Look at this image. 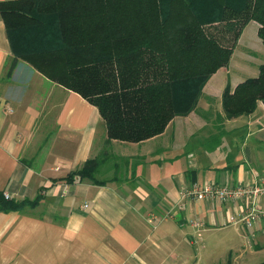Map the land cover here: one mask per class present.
<instances>
[{"label": "crops", "instance_id": "1", "mask_svg": "<svg viewBox=\"0 0 264 264\" xmlns=\"http://www.w3.org/2000/svg\"><path fill=\"white\" fill-rule=\"evenodd\" d=\"M255 23L246 24L236 48L246 42L245 29L252 30ZM234 52L228 65L208 78L198 98L196 107L208 114L176 115L161 134L138 143H106V127L97 107L18 56L0 16V191L16 200L36 199L23 210L0 211V264H255L264 260V220L250 228L230 221L231 216L245 213L247 199L236 203L179 200L183 185L234 186L264 178L261 102L244 119L239 137L230 140V149L221 151L219 165L194 163L196 153L211 155L204 151L210 146L208 136L217 133L219 125L226 134V123L234 121L216 120L217 113L223 114L216 93L227 83L233 89L243 78L258 73V65L252 62L247 70L230 74ZM218 77L225 79L220 82ZM252 115L258 118L252 120ZM193 124L207 131L189 132ZM181 127L188 128L187 135H182ZM194 135L199 136V148L195 143L193 153L176 147L179 136L193 139ZM174 147L176 153L171 152ZM104 151L124 160L117 178L103 184L89 178L65 181L70 171ZM185 155L191 160H183ZM166 164L171 165L168 171ZM176 164L184 167L172 168ZM109 172L114 173V168ZM257 203L264 210V194ZM246 240L251 248H243Z\"/></svg>", "mask_w": 264, "mask_h": 264}, {"label": "trees", "instance_id": "2", "mask_svg": "<svg viewBox=\"0 0 264 264\" xmlns=\"http://www.w3.org/2000/svg\"><path fill=\"white\" fill-rule=\"evenodd\" d=\"M0 16L18 56L97 107L106 143L144 141L192 111L248 22L258 24L264 44V0H4ZM263 98L264 63L256 77L232 90L226 84L216 120L249 115ZM224 132L219 125L210 141ZM115 158L104 151L63 178L103 184L96 174ZM35 200L0 191V211Z\"/></svg>", "mask_w": 264, "mask_h": 264}, {"label": "rangeland", "instance_id": "3", "mask_svg": "<svg viewBox=\"0 0 264 264\" xmlns=\"http://www.w3.org/2000/svg\"><path fill=\"white\" fill-rule=\"evenodd\" d=\"M255 24H254V27H252V30H250V28H251L250 26L247 27V29H245L246 33H245V35H243L242 38L245 39V36H246L248 38V39H246V42L242 41L240 43V45L237 46V48H236V45H235V47H234L235 52L233 53V56L231 57V66L232 67L230 69V74H233L234 72L237 73V72H240V71L247 70L249 68L248 66H250L252 62L258 65V73H259L260 66L264 63V44H263L262 40L260 39V37L257 35V32H256L258 30V24H257L256 27H255ZM250 33L252 34V36H251ZM240 35H239V37H240ZM239 37H238V39H239ZM237 42H238V40H237ZM237 42H236V44H237ZM234 49H233V51H234ZM258 73L255 76L245 77L240 82H243L244 80H246L248 78L256 77L258 75ZM224 79H222L221 77H218L217 81L221 82ZM207 80H206V82H207ZM240 82H238V83H240ZM204 84H203V86L200 89V95L203 92ZM227 84H229V83H227ZM229 86H230V84H229ZM224 88H222V89L224 90ZM230 89L232 90L231 86H230ZM223 90L220 92L219 95H218V93H216L217 97L219 96L220 100L222 98ZM208 98L209 97H207V99ZM209 101H210L211 104L213 102L216 103L215 99H213V98H209ZM259 102H261V101H259ZM196 106H199L198 105V99L196 101ZM195 108L192 111H195L198 114L207 113V112H204V113L200 112L198 110V107H195ZM192 111H190L189 113H187L185 115H181V116H187L188 114L192 113ZM259 112H260V110H256V112H255V114L258 115V117H260L262 115ZM251 117H252V120H255L256 118H258V117H255L254 115H252ZM247 118H248V115L243 114V115H239L237 117H234L232 119L234 121L231 120L232 122L226 123L225 129L228 130V132H226V134H223L224 136L223 135L220 136V138H219L220 140H221V137L223 136L221 143L220 142L218 143V142H215V141L212 142V140L210 141L211 138H210V135H209L208 136L209 139L207 141H208V143H210V146L204 151H206L208 154H211V155L209 157H207V156H200V155H198L196 153L195 156H194V163L195 164H199V165H203L204 163H211V164H214L215 166L219 165L220 161L219 162H216V161L220 159L219 156H220L221 151H224L225 149H230V147H229L230 143H231L230 140L231 139L235 140V138L239 137V135L242 133L243 126L245 124V123H243V121H244V119H247ZM263 120H264V118H263ZM193 125H194L193 128L191 130H189V132H196L197 134L202 132V134H204L207 131L206 129H202V131H200L199 130L200 127L197 128V125H195V124H193ZM180 130H185V131H183L182 135H187L186 131H188V128L181 127ZM168 132H170V127L168 128ZM245 134H246V131L244 132V135ZM198 137L199 136L194 135L193 139L192 138L188 139L187 136H185L184 139H182L179 136L178 139H177L176 147L182 146L183 148H189V151L193 153L196 150V148L197 149L199 148L198 141H197ZM186 142H187V146H185ZM195 143L197 144L196 148H194L195 147L194 146ZM176 147L171 149L172 153H176L178 151V150H175ZM183 154H184V152L181 155H183ZM183 158H185L183 160H191V158H187L186 155L183 156ZM109 161H111L112 163L116 162L118 165L121 166L120 170H122L123 161H124L123 158H122V160H118V159L115 158L114 160L110 159ZM112 163H108V164L100 166V168H99L100 170L98 172L99 175H97V180H99V181H108V180H111L113 178H117V176H116V175H118L117 173H113V172L107 173L108 169H113V168H111L112 167ZM178 165L177 164L173 165L172 168L177 167ZM183 165H184V163H183ZM164 166L167 169V171L169 170V168H171L170 167L171 165H168V164H166ZM180 167H184V166L180 165L177 168H180ZM148 168H150V167H146L145 172L146 173L148 172L150 174L152 171H151V169H148ZM104 173H106V174H104ZM206 183H209V182H206ZM206 183H203V184H206ZM203 184H201V185H203ZM212 242H214V240H212ZM250 245H251V242H249V240L248 241L246 240V244H245V246L243 248L244 249H245V247L246 248L247 247L251 248ZM223 249H221V250H223ZM209 254H211V256H212L213 254H215V252H209Z\"/></svg>", "mask_w": 264, "mask_h": 264}, {"label": "built area", "instance_id": "4", "mask_svg": "<svg viewBox=\"0 0 264 264\" xmlns=\"http://www.w3.org/2000/svg\"><path fill=\"white\" fill-rule=\"evenodd\" d=\"M264 194V178L257 177L250 182L234 186H219L215 182L200 185L193 183L189 186H181L179 190V200H213L232 201L247 199L245 213L239 218L231 216L230 221L240 223L246 228H250L256 221L264 220V210L260 209L257 203L259 195ZM5 197H9L5 193ZM192 222V220H189Z\"/></svg>", "mask_w": 264, "mask_h": 264}, {"label": "water", "instance_id": "5", "mask_svg": "<svg viewBox=\"0 0 264 264\" xmlns=\"http://www.w3.org/2000/svg\"><path fill=\"white\" fill-rule=\"evenodd\" d=\"M261 104L264 107V98L261 100Z\"/></svg>", "mask_w": 264, "mask_h": 264}]
</instances>
